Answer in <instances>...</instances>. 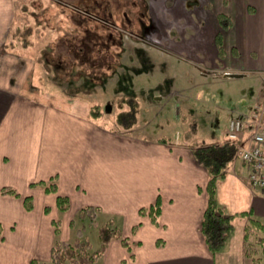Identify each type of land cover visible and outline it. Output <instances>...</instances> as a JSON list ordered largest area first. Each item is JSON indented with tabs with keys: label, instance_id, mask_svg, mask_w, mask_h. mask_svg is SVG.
I'll use <instances>...</instances> for the list:
<instances>
[{
	"label": "crops",
	"instance_id": "0c3cea01",
	"mask_svg": "<svg viewBox=\"0 0 264 264\" xmlns=\"http://www.w3.org/2000/svg\"><path fill=\"white\" fill-rule=\"evenodd\" d=\"M154 3L148 12L157 21L159 43L165 50L174 48L202 77L231 80L264 74V0ZM221 14L230 19L226 27ZM15 16L14 0H0V264L49 261L55 241H75V220L87 206L98 207L102 221L113 219L130 243L128 248L121 239H112L98 264H264V255L255 260L246 253L248 243L257 251L264 246V191L250 184L241 161L235 159L216 184L217 202L233 217L234 229L225 247L212 253L201 231L210 175L193 154L200 144L180 136L170 141L147 138L135 127L122 131L105 126L91 117V105L79 94L54 92L48 84H60L58 93L70 84L53 71L40 70L37 57L16 46L21 42L12 36ZM176 23L189 26L190 34H170ZM252 95L255 102L244 110L231 108L228 121L245 120L251 108L264 107V82ZM227 124L224 131L213 128L203 145L226 142ZM250 136L245 128L239 144L249 145ZM51 179L56 193L35 184ZM4 188L19 195L5 194ZM58 195L70 200L66 212L57 207ZM26 197L32 198L30 209ZM158 199L162 209L159 224H154L141 209ZM55 219H61L59 235ZM252 220L259 222L250 230Z\"/></svg>",
	"mask_w": 264,
	"mask_h": 264
},
{
	"label": "rangeland",
	"instance_id": "374dc122",
	"mask_svg": "<svg viewBox=\"0 0 264 264\" xmlns=\"http://www.w3.org/2000/svg\"><path fill=\"white\" fill-rule=\"evenodd\" d=\"M153 1L157 5L158 0H14L12 36L21 42L16 46L37 57L40 70L53 71L70 84L59 93L60 84H48L54 92L79 94L90 109L99 105L103 125L121 129L117 117L129 110V96L139 106L138 135L209 143L213 128L225 130L231 108L244 110L255 102L252 94L264 74L231 80L202 77L174 48L165 50L159 43L157 21L148 12ZM170 28V34L191 32L184 24ZM77 81L78 87L72 84ZM253 109L249 118H242L250 131L264 126V107ZM97 230V225L86 224L84 237L93 249L99 245Z\"/></svg>",
	"mask_w": 264,
	"mask_h": 264
},
{
	"label": "trees",
	"instance_id": "16d2710c",
	"mask_svg": "<svg viewBox=\"0 0 264 264\" xmlns=\"http://www.w3.org/2000/svg\"><path fill=\"white\" fill-rule=\"evenodd\" d=\"M222 24L226 27L230 23L228 16L221 14ZM220 50H223L221 37L217 39ZM129 110H122L117 117V125L121 129H132L138 121L139 106L137 101L128 96L127 100ZM91 117L98 119L101 115L99 105H93L90 109ZM190 134V133H189ZM188 134V135H189ZM193 154L198 164L202 165L209 171V182L207 186L208 192V206L204 212L201 224V231L212 253L220 252L226 245L229 236L233 232V217L225 215L223 209L219 206L216 198V184L219 179H222L226 173L229 165L235 160L236 146L228 141L223 143H214L208 145H199L193 148ZM35 184H40L46 192H57V183L51 179L50 182L40 181ZM3 193L18 196L19 194L10 188H4ZM25 204L27 209L32 207V198L26 197ZM57 207L61 213L66 212L70 207V200L67 196H57ZM161 201L158 199L150 207L141 209V213L148 214L154 224H159L161 214ZM82 222L78 228L76 239L73 242L55 241L49 261H41L33 259L30 264H94L100 256L105 252L107 245L112 239H121L123 244L130 248L129 241L122 236L120 228L113 219L101 221L100 209L94 206H87L78 212L75 222ZM74 220L71 225H75ZM91 223L98 226L99 245L97 248H92L90 240H85L84 232L86 233V224ZM259 221L252 220L248 226L253 230ZM101 223V224H100ZM55 234L59 235L61 231V219L53 221ZM246 253L259 260L261 255H264V246L261 251H257L253 244L248 243L246 246ZM260 255V256H259Z\"/></svg>",
	"mask_w": 264,
	"mask_h": 264
},
{
	"label": "built area",
	"instance_id": "2783aa9c",
	"mask_svg": "<svg viewBox=\"0 0 264 264\" xmlns=\"http://www.w3.org/2000/svg\"><path fill=\"white\" fill-rule=\"evenodd\" d=\"M245 128L241 118H232L228 123L227 141L236 146L235 159L247 167L250 184L264 191V126H256L250 131L249 145H240V135Z\"/></svg>",
	"mask_w": 264,
	"mask_h": 264
},
{
	"label": "water",
	"instance_id": "95a60500",
	"mask_svg": "<svg viewBox=\"0 0 264 264\" xmlns=\"http://www.w3.org/2000/svg\"><path fill=\"white\" fill-rule=\"evenodd\" d=\"M107 108H109V106Z\"/></svg>",
	"mask_w": 264,
	"mask_h": 264
}]
</instances>
